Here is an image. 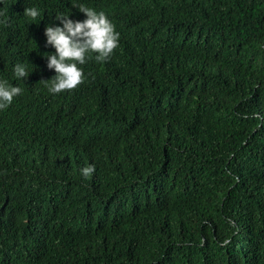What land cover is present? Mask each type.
<instances>
[{"label":"trees","instance_id":"16d2710c","mask_svg":"<svg viewBox=\"0 0 264 264\" xmlns=\"http://www.w3.org/2000/svg\"><path fill=\"white\" fill-rule=\"evenodd\" d=\"M80 4L119 47L53 95L45 30L85 20ZM0 11V80L23 89L0 110V264H264V0Z\"/></svg>","mask_w":264,"mask_h":264},{"label":"clouds","instance_id":"9594fccd","mask_svg":"<svg viewBox=\"0 0 264 264\" xmlns=\"http://www.w3.org/2000/svg\"><path fill=\"white\" fill-rule=\"evenodd\" d=\"M86 15L83 21H73L69 16L57 14L62 26L46 27L47 45L55 49V53L45 55L49 70L56 75L50 80L41 81L46 84L50 94L58 95L66 91L76 90L85 81V74L80 65L94 58L99 63L108 61L119 47L120 34L104 11L97 12L83 4L73 5ZM40 10L27 7L24 16L30 21H36ZM0 24H7L5 12L0 11ZM14 73L17 79L29 76L26 66L16 64ZM23 89L9 84L7 80H0V110L7 109L14 98L22 95ZM95 172V165L81 169V174L90 177ZM227 243V241H225Z\"/></svg>","mask_w":264,"mask_h":264}]
</instances>
